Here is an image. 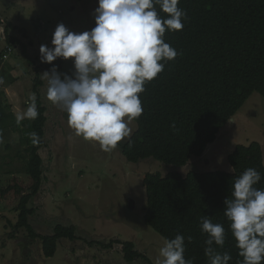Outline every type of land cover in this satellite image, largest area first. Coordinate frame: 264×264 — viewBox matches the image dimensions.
<instances>
[{
  "label": "trees",
  "instance_id": "16d2710c",
  "mask_svg": "<svg viewBox=\"0 0 264 264\" xmlns=\"http://www.w3.org/2000/svg\"><path fill=\"white\" fill-rule=\"evenodd\" d=\"M179 7L187 13L183 30L166 31L164 35L165 42L179 54L167 61L163 72L145 85L146 90L140 94L143 114L134 120L137 129L122 146L123 155L132 163L153 158L165 164L185 166L216 142L222 128L234 120L253 93L264 98V0H180ZM160 15L166 14L160 11ZM12 28L16 26L8 23L4 34L6 44L13 51L20 40L10 33ZM6 51L5 47L0 51L2 57L10 54ZM40 77L37 67L34 90L38 94L40 114L35 120L25 119L18 125L4 92L0 93V130L4 133L11 127L20 133L19 146L23 152L18 149L16 157L24 161V172L31 179L29 184H24L14 178V183L0 192L2 197L13 191L19 195L15 228L25 229L32 239L39 238L44 255L53 257L60 240L76 241L79 235L75 225L58 223L51 234H40L30 223L36 213L31 203L40 193L44 180L41 150L46 146L48 108L39 92L43 85ZM33 132L39 137L38 143H33L29 136ZM4 157H0V176L13 173L4 169ZM228 161L234 171L187 175L177 171L167 175L148 172L143 177L147 193L145 222L165 240L182 234L185 258L192 259L194 264H209L205 255L207 234L200 227L202 217L224 225L225 243L223 247L217 246V250L231 255L229 264L242 262L224 216V200L231 195L233 181L248 167L261 173L256 186L264 188L263 147L257 141L237 145ZM89 243L106 249L122 244L127 262L143 259L154 264L135 248L133 241L116 238L107 244Z\"/></svg>",
  "mask_w": 264,
  "mask_h": 264
},
{
  "label": "rangeland",
  "instance_id": "374dc122",
  "mask_svg": "<svg viewBox=\"0 0 264 264\" xmlns=\"http://www.w3.org/2000/svg\"><path fill=\"white\" fill-rule=\"evenodd\" d=\"M97 6V0H0V51L7 45L4 29L8 23L16 26L10 33L20 40L9 55L0 54V77L4 79L0 93L4 92L15 116L26 110L31 94L38 97L34 90L36 68H40L42 76L52 67L41 63L40 45L52 47V33L61 22L75 32L92 29V13ZM53 64L61 73L71 75L74 71L71 58H59ZM41 80L39 92L48 108L46 146L41 150L44 180L31 203L36 213L30 223L40 234H51L58 223L75 225L79 239L60 240L55 256L46 257L39 238L32 239L25 229L15 228L19 195L13 191L2 197L0 192V264H149L143 259L127 262L122 244L106 249L89 243L107 244L116 238L133 241L135 248L156 264L165 239L144 220L145 173L231 172L229 154L237 145L253 141L262 145L264 154V98L257 92L222 128L216 142L202 156L192 158L185 166H176L153 158L129 162L122 153L128 139L113 151L104 152L98 143L75 135L68 126L66 112L47 100V81ZM129 126L134 133L137 123L133 120ZM19 134L11 127L3 133L0 157L5 156L4 169L13 173L0 176V189L13 184L14 178L19 183L31 182L24 172V161L16 157L18 149L23 152Z\"/></svg>",
  "mask_w": 264,
  "mask_h": 264
},
{
  "label": "clouds",
  "instance_id": "9594fccd",
  "mask_svg": "<svg viewBox=\"0 0 264 264\" xmlns=\"http://www.w3.org/2000/svg\"><path fill=\"white\" fill-rule=\"evenodd\" d=\"M179 3L180 0H97L92 29L75 32L61 22L52 33V47L40 45L41 63L52 64L41 76L47 81V100L66 112L68 126L75 135L98 143L104 152L130 140V122L144 111L140 94L146 90L145 85L179 54L164 40L166 31L184 28L187 13ZM160 11L166 15L161 16ZM59 58L72 59L71 75L57 70L53 62ZM26 104V110L16 115L18 125L40 114L35 94L28 97ZM29 136L33 143L39 142L36 133ZM3 142L0 130V144ZM260 181L257 169L246 168L233 181L231 195L224 200V216L242 257L241 264H264V188L256 186ZM200 227L207 234L205 255L209 264H229L231 255L217 250L225 243L224 225L202 217ZM185 250L182 234L166 239L156 264H194L185 258Z\"/></svg>",
  "mask_w": 264,
  "mask_h": 264
},
{
  "label": "built area",
  "instance_id": "2783aa9c",
  "mask_svg": "<svg viewBox=\"0 0 264 264\" xmlns=\"http://www.w3.org/2000/svg\"><path fill=\"white\" fill-rule=\"evenodd\" d=\"M6 49H7L6 52H8V53L12 51V47H11V46H8V45H7V46H6Z\"/></svg>",
  "mask_w": 264,
  "mask_h": 264
}]
</instances>
